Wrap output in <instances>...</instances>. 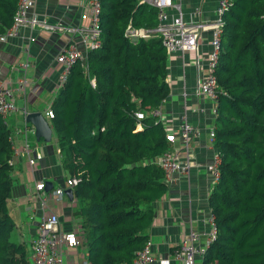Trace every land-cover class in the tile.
Returning a JSON list of instances; mask_svg holds the SVG:
<instances>
[{
  "label": "trees",
  "instance_id": "1",
  "mask_svg": "<svg viewBox=\"0 0 264 264\" xmlns=\"http://www.w3.org/2000/svg\"><path fill=\"white\" fill-rule=\"evenodd\" d=\"M18 2L0 0V36ZM100 3L102 45L72 68L52 105V126L65 175L80 180L73 192L86 258L133 264L169 188L158 161L171 143L164 123L150 116L171 92L168 52L158 36H127L129 27L156 29L157 8L141 0ZM230 3L215 71L221 162L209 204L217 239L202 264H264V0ZM141 111L147 117L139 121ZM11 133L0 115V264H30L26 245L10 239Z\"/></svg>",
  "mask_w": 264,
  "mask_h": 264
},
{
  "label": "crops",
  "instance_id": "2",
  "mask_svg": "<svg viewBox=\"0 0 264 264\" xmlns=\"http://www.w3.org/2000/svg\"><path fill=\"white\" fill-rule=\"evenodd\" d=\"M85 1L35 0L30 17L37 20L36 27L32 28L29 23L21 30L20 37L5 43L0 41V81L12 82L17 87L18 80L26 78L25 91L16 96V107L18 110L26 108L29 114L42 113L52 129L51 140L45 142L44 139L37 138L36 130L33 132L34 137L29 133L26 136V124L31 123H27L20 111L9 117V129L14 136L15 145L22 148L26 139L28 143L31 140V147L44 155L35 170L28 165L30 156L24 154L15 159L14 187L8 202L9 213L15 223L12 234L17 235L18 243L26 245L30 264H34L32 246L37 239L39 220L45 211L61 219L64 232H75L80 227L75 217L78 208L75 199L71 201L65 198L58 203L51 192H46L47 206L43 209L42 193L39 194L36 184L51 182L53 188H59L64 186V181L68 178L59 164V147L47 112L59 94L58 82L62 67L56 59L72 38L69 29L78 31L89 25V21L83 17ZM219 2L220 0H180L184 22L215 23L218 19ZM197 9L200 14L194 16ZM212 37V30H205L201 33L196 52L168 54L167 81L171 92L161 107L162 122L167 130L177 133L181 125L180 116L186 113L196 134L189 141L188 150L182 148L180 141L171 145L172 150L181 151V163L186 164L188 156L190 157V169L187 174L176 176L169 185L167 194L155 205V220L148 232V241L152 243L156 259L153 264H160L161 259H169L171 264H180L173 260V250L186 241L192 231L201 237L196 245L202 248L213 229L209 198L216 185L207 166L218 154L210 138V132L215 126V116L212 113L214 104L212 100L198 94L200 80L209 74L208 58ZM80 239L81 246L64 250L65 264L86 259L84 236L81 235ZM202 262L197 257V264Z\"/></svg>",
  "mask_w": 264,
  "mask_h": 264
},
{
  "label": "built area",
  "instance_id": "3",
  "mask_svg": "<svg viewBox=\"0 0 264 264\" xmlns=\"http://www.w3.org/2000/svg\"><path fill=\"white\" fill-rule=\"evenodd\" d=\"M180 0H141L142 3H146L158 9L159 25L154 30L146 29H134L129 27L127 30V36L132 39L150 38L151 36H158L162 39L163 46L167 49L168 54L180 52L186 54L187 52H196L199 49V41L201 33L205 30L211 29L213 37L210 43L211 51L208 58L209 74L200 80L198 87V94L205 98L212 100L214 108L212 110L213 115H218V97H217V77L215 71L217 69L220 52H221V37L224 27L223 15L229 10L231 3L230 0H220L217 8L218 19L212 24H202L195 21L191 23L184 22L182 6L179 3ZM35 0H19L14 22L10 29L5 34L0 36V41L3 43L20 37L22 29L26 28L30 23L34 28L37 25V20L32 19L30 14L32 12ZM85 8L84 19L89 21V25L86 28L80 30L69 29L72 34V38L57 56V63L61 65L62 72L59 77L58 89L64 87L68 82L72 68L79 62L86 63L87 55L90 51L96 50L101 47V28H100V15H101V3L100 0H86L83 4ZM175 13L176 15H173ZM200 14L197 9L194 16ZM17 87H14L12 82L0 81V115L2 116L4 123L7 127H10L9 117L18 111H20L26 121L29 113L26 108L18 110L16 107L17 94L25 91L27 85L26 78L18 80ZM95 86V82H93ZM136 117L139 121L144 120L147 117L145 112H137ZM150 116L157 121L162 122V109H156L150 111ZM55 114L52 110H48L47 118L52 121ZM181 125L177 133L167 130V140L174 145L176 142H181L182 148L188 150L189 141L196 134V130L189 122L187 114L180 116ZM28 123V122H27ZM31 124H26L25 134L31 130H35ZM138 129H142V123H138ZM211 141L214 143L216 138L215 127L210 132ZM10 140L12 142L13 159L11 165H15V159L21 155L30 156L28 159V165L31 169L35 170L37 164L43 160L44 155L37 150H34L26 139V144L22 148H18L15 145L14 136L11 133ZM61 157V151L58 150ZM33 154V156H31ZM181 151L177 149H170L159 158V165L165 172V180L168 186L175 180L178 174H187L190 169V157L188 156V162L186 164L181 163L179 156ZM220 157L217 154L214 161L207 166L208 172L212 175L215 185L220 178ZM80 180L77 178H67L64 187L53 188L51 193L56 202L61 203L65 198L67 189H74L78 186ZM36 189L39 194L42 193V205L43 209L47 206L46 197V183L44 181L36 184ZM212 231L207 235L205 245L202 248L197 247V243L201 237L197 232L192 231L188 239L180 243L173 250V260L180 264H197V257L203 259L210 246L217 239V227L212 216ZM80 227L75 232H64L61 228V219L52 213H43L37 226V239L32 246V260L34 264H64L65 261V249L75 248L81 246L80 239ZM156 259L153 255V247L150 241H147L142 250L136 253V257L133 264H153ZM160 264H171L169 259H161ZM72 264H91L86 258L82 262H73Z\"/></svg>",
  "mask_w": 264,
  "mask_h": 264
},
{
  "label": "water",
  "instance_id": "4",
  "mask_svg": "<svg viewBox=\"0 0 264 264\" xmlns=\"http://www.w3.org/2000/svg\"><path fill=\"white\" fill-rule=\"evenodd\" d=\"M27 122L31 123L35 127L36 136L39 140L44 139L45 142H49L51 140L52 129L42 113H30L27 116ZM52 189H53V184L51 182H46L45 191L51 192ZM66 195L68 196L69 200L73 201L74 192L72 189H67Z\"/></svg>",
  "mask_w": 264,
  "mask_h": 264
},
{
  "label": "rangeland",
  "instance_id": "5",
  "mask_svg": "<svg viewBox=\"0 0 264 264\" xmlns=\"http://www.w3.org/2000/svg\"><path fill=\"white\" fill-rule=\"evenodd\" d=\"M31 126V125H30ZM33 132H34V130H31V131H29V135H31V137H34V134H33ZM33 141H29V144H30V146H32L33 147V145L31 144ZM38 144V143H37ZM59 164H61V163H59ZM61 167H62V164H61ZM65 179V178H64ZM65 182H66V180L64 181V186H65ZM63 186V187H64ZM74 200V199H73ZM11 238V242H16V243H18V237H17V235L14 233V234H11V236H10ZM65 261H66V258H65ZM65 261H64V264H65ZM32 262H33V260H32ZM34 263V262H33Z\"/></svg>",
  "mask_w": 264,
  "mask_h": 264
},
{
  "label": "bare ground",
  "instance_id": "6",
  "mask_svg": "<svg viewBox=\"0 0 264 264\" xmlns=\"http://www.w3.org/2000/svg\"><path fill=\"white\" fill-rule=\"evenodd\" d=\"M31 253V252H30Z\"/></svg>",
  "mask_w": 264,
  "mask_h": 264
}]
</instances>
